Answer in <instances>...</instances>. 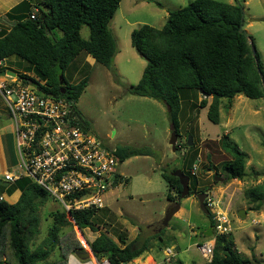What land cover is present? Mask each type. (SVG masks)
I'll return each mask as SVG.
<instances>
[{
    "label": "trees",
    "instance_id": "16d2710c",
    "mask_svg": "<svg viewBox=\"0 0 264 264\" xmlns=\"http://www.w3.org/2000/svg\"><path fill=\"white\" fill-rule=\"evenodd\" d=\"M118 2L20 0L4 13L10 23L0 28V59L15 54L25 60L24 68L14 70L16 77L22 82H31L44 92L65 95L78 114L75 101L87 77L70 82L63 71L80 50L95 61L110 66L116 49L108 23ZM33 7L36 8L34 16L29 17ZM82 24L88 27L87 37L79 32ZM239 26H242L240 4L222 0H188L184 5L169 9L159 27L148 23L133 27L129 32L130 43L145 59V64L136 82L128 84L126 90L164 102L171 129L176 133L181 96L189 95L190 89L194 96L201 90L210 95V99L208 101L200 93L202 97L197 106H206L207 118L217 122L220 97L231 98L239 93L248 97L264 95V67L257 50L251 48L250 36L239 30ZM55 29L60 31L59 35H55ZM2 68L4 65H0ZM61 88L64 89L62 93ZM195 102L191 103L192 107L196 106ZM84 126L87 127L85 120ZM219 145L229 157L219 162L218 173L223 179L242 177L244 151L231 142L226 133L219 138ZM150 152L147 146L133 144H116L113 151L118 162L130 155ZM175 168L188 175L187 194L205 190V186L196 190L198 179L184 164L170 170ZM161 173L167 183L166 198L173 201L171 191L180 196L178 177L169 170ZM10 183L19 189V194L12 202L0 198V264H67L68 255L82 248L72 225L80 230L86 226L98 229L92 225L91 218L101 207L71 208L68 213L71 219L64 209H54L50 212L51 221L45 237L31 247L30 240L38 232L37 209L51 197L28 176L21 175ZM244 193L249 200L255 201V208L259 207L264 202V183L250 185ZM207 216L211 225L210 211ZM158 227L150 233L138 228L129 240L117 234V241L100 230L87 243L96 259H106L108 264H123L153 245L152 239L159 238L164 229ZM232 243L230 234H216L211 258L200 264L258 262L239 255ZM53 246L57 248V256L47 261Z\"/></svg>",
    "mask_w": 264,
    "mask_h": 264
},
{
    "label": "rangeland",
    "instance_id": "374dc122",
    "mask_svg": "<svg viewBox=\"0 0 264 264\" xmlns=\"http://www.w3.org/2000/svg\"><path fill=\"white\" fill-rule=\"evenodd\" d=\"M187 1L119 0L108 23L116 49L110 66L93 58L85 61L82 56L87 53L80 50L65 67L63 73L70 82L87 77L75 107L91 132L109 145L133 144L151 149L150 153L130 155L117 163L116 178L102 191L103 206L91 218L92 225L98 229L86 226L80 230L75 224L72 227L76 238L84 245L81 244L82 248L87 250V240L100 230L116 240L117 234L128 240L138 228L148 233L158 230L167 208L177 202V211L170 215L166 224L160 225L164 227L160 237L152 239L153 245L148 250L154 259L152 264H199L204 259L196 243L209 236L202 233L209 225V217L199 208L196 192L177 197L171 191L173 201L167 200V183L161 173L163 170L171 172L172 167L183 164L189 170L194 164L198 179L196 190L205 186L206 196L213 201L212 207L227 213L230 226L227 233L232 236V247L239 255L258 261L249 264H264V260H260L264 259V202L255 208V201L249 200L244 193L246 187L264 183V95L248 97L239 93L231 98L220 97L219 119L212 122L206 116V106H197L202 95L196 93L194 96L190 89L189 95L180 99L177 146L172 149L168 142L172 129L164 102L126 90L128 84L136 82L145 64V59L130 43V30L141 23L159 27L169 9ZM222 1L240 4L242 28L250 36L264 67V0ZM79 32L87 37V25L82 24ZM54 33L59 35L60 31L55 29ZM9 57V62L14 63L12 57L18 62L11 67L4 65V68L20 71L26 66V61L19 56L11 54ZM206 98L209 101L210 95ZM193 101H196L195 107L191 105ZM223 133L245 153L242 177L223 179L218 173L219 162L229 157L219 145ZM187 136H190L189 144ZM11 138L12 121L0 96V192L7 201L11 200L10 192L15 187L3 179L2 171L3 168H17ZM2 155L8 159L4 161ZM204 204L211 212L206 201ZM54 209H61V206L52 198L38 207V232L30 240L31 247L45 237L51 221L50 212ZM238 209L245 210L244 214L239 215ZM165 245L171 246L174 252L170 259L164 258L162 248ZM56 256L57 248L53 246L46 260ZM94 259L98 264L103 260L93 258L92 254L81 259L71 253L67 264H94Z\"/></svg>",
    "mask_w": 264,
    "mask_h": 264
},
{
    "label": "built area",
    "instance_id": "2783aa9c",
    "mask_svg": "<svg viewBox=\"0 0 264 264\" xmlns=\"http://www.w3.org/2000/svg\"><path fill=\"white\" fill-rule=\"evenodd\" d=\"M35 10L33 7L29 17L34 16ZM3 75L0 96L12 121L17 159L16 169L2 171L3 179L12 182L21 175L28 176L59 203L69 219L71 208L102 207V191L117 176L114 145L105 143L81 124L65 95L44 92L16 75ZM194 169L193 164L189 170L194 173ZM0 198H4L1 192ZM205 199L212 212L211 235L196 245L203 259L209 260L214 236L227 233L230 226L226 211L212 207L209 196ZM173 254L171 246H164L165 259ZM102 261L108 264L106 259Z\"/></svg>",
    "mask_w": 264,
    "mask_h": 264
},
{
    "label": "water",
    "instance_id": "95a60500",
    "mask_svg": "<svg viewBox=\"0 0 264 264\" xmlns=\"http://www.w3.org/2000/svg\"><path fill=\"white\" fill-rule=\"evenodd\" d=\"M241 18H242V13H241ZM238 29L242 30V32L244 34H246V32L242 28V26H239ZM248 41L250 42L249 38H248ZM251 48L252 49L254 48V46L252 44H251ZM0 74L1 75L8 74L10 76H15L16 72L14 70H12V69H9V68H2V69H0ZM63 91H64V89L61 88L60 92L62 93ZM200 93L203 94V96H207L208 95V94L203 93L201 90H200ZM76 117L79 118L80 115L76 113ZM79 120H80L81 124L84 125V120L82 118H80ZM175 141H176V131L174 129H172L171 132H170L169 138H168V142L170 143L172 149L175 148ZM190 142H191L190 141V136H187V142L186 143L189 144ZM170 173L173 174V175H176L178 177V181H179V183L181 185L180 192H179L180 196L186 195L187 192H188V175L186 173H184L180 168H175ZM214 178H215V176H214ZM218 178L221 179L222 177L219 176ZM206 194H207L206 190H203L201 192H196L195 193V195H196V197L198 199L199 208L205 214H207L209 212L208 208L204 204V197L206 196ZM178 206H179V204L177 202H173V203L170 204V206L166 210L165 215L160 220V225H164V224L167 223L168 218L170 217L171 214L174 213V211L178 208ZM244 212H245V210L238 209V214L239 215H243ZM202 233L205 234V235H210L211 234V225L210 224L207 225L206 229ZM74 254H75L76 257L81 258V259H84V258L88 257L89 254L93 255V253L91 252L90 248L87 249V250L84 249V248L77 249L74 252ZM93 257H94V255H93Z\"/></svg>",
    "mask_w": 264,
    "mask_h": 264
},
{
    "label": "crops",
    "instance_id": "0c3cea01",
    "mask_svg": "<svg viewBox=\"0 0 264 264\" xmlns=\"http://www.w3.org/2000/svg\"><path fill=\"white\" fill-rule=\"evenodd\" d=\"M18 1H20V0H0V28L1 27H6L9 23H10V20H8V18H6L5 17V15H4V13H5V11H7L11 6H13L14 4H16ZM8 57V56H7ZM7 57H4L3 59H2V61H3V65H7L8 67H11V65H13V64H15L16 62H18L16 59H14L13 57H12V59H13V61H14V63L12 62H9V59H11L10 57L9 58H7ZM89 58H92V57H89V55H87V54H84L83 56H82V59H84L85 61H87V62H90L91 60L89 59ZM8 62H7V61ZM81 115V114H80ZM82 116V115H81ZM89 130H90V128L89 127H87ZM11 137H12V134H11ZM12 139V143H13V138H11ZM12 151H13V145H12ZM7 153V152H6ZM2 159L5 161V160H7L6 158H4V156L2 155ZM12 163H14V158L12 159ZM5 168H3V170H4ZM18 194H19V189L18 188H15V189H13L11 192H10V201L9 202H12V201H14L16 198H17V196H18ZM168 200V199H167ZM170 201V200H169ZM178 208H179V206H178ZM177 208V209H178ZM177 209L174 211V212H176L177 211ZM205 228L206 227H204V230H205ZM203 230V231H204ZM105 232V231H104ZM136 234V233H135ZM95 235V234H94ZM93 235V236H94ZM109 235V234H108ZM211 235V234H210ZM209 235V236H210ZM111 236V235H110ZM112 237V236H111ZM117 237V236H116ZM133 237V236H132ZM131 237V238H132ZM113 238V237H112ZM131 238H129V239H131ZM207 238H209V237H207ZM114 239V238H113ZM128 239V240H129ZM116 240V239H115ZM117 241V240H116ZM165 246H167V245H165ZM159 248H161V247H159ZM151 249V247L148 249V250H150ZM148 250H144V251H142L140 254H138L137 256H135V257H133V258H131V259H129L128 261H126V263L125 264H127V263H133V262H135V261H137V262H143V263H145V264H152L153 262H154V259H153V256H152V254H151V252H149ZM162 250H163V248H162ZM141 258V261H138L139 259ZM180 263V262H179ZM201 263V262H200ZM199 263V264H200ZM124 264V263H123ZM194 264V263H193Z\"/></svg>",
    "mask_w": 264,
    "mask_h": 264
},
{
    "label": "bare ground",
    "instance_id": "6f19581e",
    "mask_svg": "<svg viewBox=\"0 0 264 264\" xmlns=\"http://www.w3.org/2000/svg\"><path fill=\"white\" fill-rule=\"evenodd\" d=\"M87 248L89 249V247H88V245H87ZM93 256V255H92ZM94 258V257H93ZM94 264H98L97 263V261L94 259L93 261H92ZM71 264H75L74 262H72ZM100 264H107L106 263V261H102V262H100Z\"/></svg>",
    "mask_w": 264,
    "mask_h": 264
},
{
    "label": "flooded vegetation",
    "instance_id": "af4514ba",
    "mask_svg": "<svg viewBox=\"0 0 264 264\" xmlns=\"http://www.w3.org/2000/svg\"><path fill=\"white\" fill-rule=\"evenodd\" d=\"M79 115H80V113H78ZM80 118H82L83 119V117L80 115V117L78 118V119H80ZM208 210H209V208H208Z\"/></svg>",
    "mask_w": 264,
    "mask_h": 264
}]
</instances>
